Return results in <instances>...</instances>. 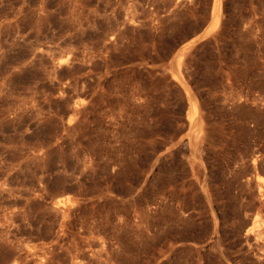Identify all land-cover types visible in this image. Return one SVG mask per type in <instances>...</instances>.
<instances>
[{"label": "rangeland", "instance_id": "1", "mask_svg": "<svg viewBox=\"0 0 264 264\" xmlns=\"http://www.w3.org/2000/svg\"><path fill=\"white\" fill-rule=\"evenodd\" d=\"M263 234L264 0H0V264H264Z\"/></svg>", "mask_w": 264, "mask_h": 264}, {"label": "bare ground", "instance_id": "2", "mask_svg": "<svg viewBox=\"0 0 264 264\" xmlns=\"http://www.w3.org/2000/svg\"><path fill=\"white\" fill-rule=\"evenodd\" d=\"M217 1V0H216ZM262 189V188H261ZM260 192H262V190H260ZM263 193V192H262ZM263 195V194H262ZM264 235V234H263Z\"/></svg>", "mask_w": 264, "mask_h": 264}]
</instances>
